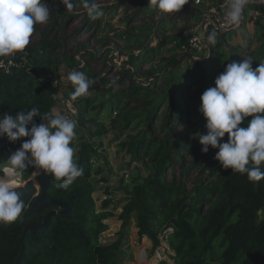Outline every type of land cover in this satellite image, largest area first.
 Masks as SVG:
<instances>
[{"label": "trees", "instance_id": "16d2710c", "mask_svg": "<svg viewBox=\"0 0 264 264\" xmlns=\"http://www.w3.org/2000/svg\"><path fill=\"white\" fill-rule=\"evenodd\" d=\"M213 2L218 6L225 0ZM58 13L64 14L61 10ZM130 20L128 17L126 22ZM100 24L93 21L86 31L96 26L97 32ZM137 29L144 31L130 27L118 35L134 39L142 46V38L133 35ZM255 30L258 38L264 40L261 18L255 21ZM213 31L217 33V42L210 45L211 52L201 60L196 59L201 53L189 46L191 33L174 38V47L165 52L161 48L165 42H161L155 47L147 46L136 56L131 54L128 61L132 68L113 79L96 73L93 66L85 63L79 71L94 81L88 94L73 100L71 82L64 92L76 109L77 120L82 125L90 124L92 136L102 137L106 133L100 115L108 106L122 129H138L121 146L131 153L132 161L141 160L151 172L128 189L122 219L125 230L134 221L140 238L151 240L153 254L161 248L160 233L173 228L167 237L173 263L161 259L158 264H264V179L250 181L247 174L224 169L214 158L218 149L209 145V151L202 152L203 146L196 137L197 132H207L206 121L198 111L202 92L214 86L215 77L228 63L244 57L254 60L253 68L264 63V51L255 50L241 57L236 48L229 46L234 32L222 31L212 24L207 33ZM50 36L51 33L45 35L41 48L28 45L13 55L0 57L4 65L0 68V116L36 107L40 116L33 120L40 124L42 116L54 115V80L59 67H79L82 62L61 41L54 38L51 42ZM127 47H131L130 42ZM166 54L170 58L155 63L157 57ZM96 57V53H91L93 64L98 59L108 60L107 56ZM183 60L189 61L185 69L181 68ZM146 66L150 67L145 73L148 81L152 79L138 82L137 73ZM127 82L125 88H118ZM90 112L92 116L88 117ZM27 139L13 142L6 135L0 136V161L4 149L16 148ZM223 139L227 140V134ZM70 146L74 148L72 142ZM99 146L94 141L79 145L74 160L83 168V175L67 189L58 187L61 181L47 173L51 179L48 198L69 203L71 210L53 216L47 228L26 234L24 254L18 264H122L121 240L106 243L102 237L110 228L108 220L113 214L107 210V201L98 209L94 196L93 164L99 156ZM175 167L180 169V175L172 171L170 176V169ZM260 167L264 171V163ZM194 169L199 170L201 177L193 180L189 190L186 181ZM31 172L28 168L24 179ZM54 208L34 211L31 206H24L15 221L0 223V264H17L24 226L31 220L41 223Z\"/></svg>", "mask_w": 264, "mask_h": 264}, {"label": "clouds", "instance_id": "9594fccd", "mask_svg": "<svg viewBox=\"0 0 264 264\" xmlns=\"http://www.w3.org/2000/svg\"><path fill=\"white\" fill-rule=\"evenodd\" d=\"M68 9L71 0H60ZM92 20L103 17L104 12L95 0H79ZM188 0H148V6L163 13L180 11ZM249 0H225V19L239 27L242 12ZM50 9L45 0H0V57L15 54L30 43L35 24L48 21ZM207 44L215 45L217 33L201 32ZM254 60L244 57L239 62L228 63L214 79V86L200 96L198 111L205 119L206 134L196 137L207 153L209 145L218 149L215 159L224 169L231 168L247 174L250 181L264 179L260 165L264 163V63L255 68ZM0 68L4 65L0 63ZM9 72V69H4ZM10 74V73H9ZM68 81L74 87L71 97L88 94L94 82L83 72L70 71ZM40 116L36 107L17 111L15 115L0 116V136L10 141L27 137L0 166V223H11L22 213L24 202L16 191L18 180L31 166L54 175L67 189L83 175V168L74 160L75 149L70 146L76 133L77 122L60 114L42 116L47 123L37 124L33 118ZM251 117V119H247ZM247 123L245 124V121ZM244 126H241V125ZM31 125V127H28ZM227 134V140H224ZM252 165L249 167V165Z\"/></svg>", "mask_w": 264, "mask_h": 264}, {"label": "rangeland", "instance_id": "374dc122", "mask_svg": "<svg viewBox=\"0 0 264 264\" xmlns=\"http://www.w3.org/2000/svg\"><path fill=\"white\" fill-rule=\"evenodd\" d=\"M45 2L50 9L49 19L44 24H35L29 46L41 48L44 44L45 35L51 33V42L54 41V38L61 41L65 48L75 52L76 57L82 62L79 67L66 65L59 67L58 78L54 80L56 86L54 115L60 114L76 120V135L72 141L75 151L84 141H94L100 144L98 147L99 156L93 164L92 181L96 188L94 196L98 209L103 208V201H107V210L113 214L108 220L110 228L104 232L102 237L106 243L121 240L122 246L119 257L122 258V264H158L161 259H167L168 262L173 263L172 251L165 249L167 247L152 253L151 240L147 237L140 238L134 221L129 224L126 230L124 227L125 221L122 219V211L129 196L128 189L134 182L147 177L151 172L142 164L141 160L132 161L131 153L127 148L121 146L125 141H130L131 136L136 134L138 129H133V126L122 129V125L117 120V115L115 112L111 113L108 106L100 115V122L105 127L106 133L102 137L92 136V133L89 132L90 124L86 122V125H82L77 120L76 109L73 103L64 96V92L70 82L67 79L68 73L73 70L79 71L85 63L93 66L96 73L113 79L126 69L132 68L128 61L131 54L136 56L147 46L155 47L161 42H165L161 47L164 52L174 47V38H182L184 35L200 31L205 23L206 15L214 6V2L213 0H188L187 6H183L180 11L163 13L150 8L148 0H95L104 12L103 17L96 20L89 18L87 10L83 8L79 0H71L74 5L72 9L66 8L60 0H45ZM58 10L64 14L58 13ZM55 16H57L56 20ZM128 17H131L132 20L126 22ZM248 20V17L244 19V21ZM93 21L101 22L100 30L96 32V26H93L90 31H86ZM245 26L244 23L243 27ZM130 27L144 30L142 33L137 29L133 33V35L142 38V46L134 43V39L129 40L124 35L123 37L118 35ZM255 31L254 26L249 33L250 37L246 40L241 35L240 28L232 30L231 32L234 33L229 41V46L236 48L241 57L255 50L262 53L264 40L259 39ZM64 34L67 35V39L64 38ZM126 40L130 42L132 48L127 47L128 42ZM208 52L206 49L196 59H203ZM91 53H96V58L107 56L108 60L98 59L96 64H93ZM162 58H170V55L157 57L155 63H158ZM188 63V60H183L181 68L185 69ZM149 68V66L143 67L142 71L137 73L138 82L148 81V76L145 73ZM151 79L152 77L149 78V81ZM127 85L128 82L125 86L118 88L123 89ZM87 116H92V113H88ZM186 158L190 160L191 157L187 156ZM36 170V168L32 170L30 177L24 179V183L29 179L36 178ZM172 171H177V174L180 175L178 167L170 169V176ZM198 177H201L199 170H192L190 178L186 181L189 190L193 187V180ZM146 255L147 257L144 258Z\"/></svg>", "mask_w": 264, "mask_h": 264}, {"label": "water", "instance_id": "95a60500", "mask_svg": "<svg viewBox=\"0 0 264 264\" xmlns=\"http://www.w3.org/2000/svg\"><path fill=\"white\" fill-rule=\"evenodd\" d=\"M208 46L210 53L211 46ZM44 123H47V121L42 118L40 120V124ZM20 146L21 144L16 148L10 147L8 149H4L0 161V166H3V164L7 162L8 157L12 153H14ZM29 168L34 170V167L30 166ZM35 175V179H29L25 183L23 174L18 180V183H20V185L16 186V191L20 194L21 199L24 202V206H31L34 211H40L49 206H54L56 208L49 211L41 223L31 220L24 226L21 238L22 249L20 256L17 260V264L24 254V241L26 234L32 231H38L47 228L53 216L67 214L71 210V205L69 203L64 202L58 198H48L47 193L51 185V179L46 172H44L42 169H37L35 171Z\"/></svg>", "mask_w": 264, "mask_h": 264}, {"label": "built area", "instance_id": "2783aa9c", "mask_svg": "<svg viewBox=\"0 0 264 264\" xmlns=\"http://www.w3.org/2000/svg\"><path fill=\"white\" fill-rule=\"evenodd\" d=\"M248 17L249 21L255 25V21L259 18L262 19V22L264 24V0H249L248 4L245 6V9L242 12V19L239 27L243 24L244 19ZM215 25L217 28H219L222 31H232L238 27H233L230 24H228L227 20L225 19V3L220 4L218 6L214 5L210 8L208 14L205 18L204 25L200 28V31L193 32L192 36L189 39V46L198 52H204L209 46L207 44L205 39L201 38V32L205 33V36H207L208 26L209 25ZM250 32L248 30H244V32L241 34L248 40L250 37ZM173 228H167L163 230L160 235V241H161V248L167 247L169 249L168 243H167V237L168 233L171 232ZM144 256V258H146Z\"/></svg>", "mask_w": 264, "mask_h": 264}, {"label": "crops", "instance_id": "0c3cea01", "mask_svg": "<svg viewBox=\"0 0 264 264\" xmlns=\"http://www.w3.org/2000/svg\"><path fill=\"white\" fill-rule=\"evenodd\" d=\"M225 3V2H224ZM246 24V26L245 27H243V24ZM243 24L240 26V27H238V28H240V31H241V34L244 32V30H248L249 32L251 31V30H253V28H254V24H252L249 20L248 21H244L243 22Z\"/></svg>", "mask_w": 264, "mask_h": 264}, {"label": "bare ground", "instance_id": "6f19581e", "mask_svg": "<svg viewBox=\"0 0 264 264\" xmlns=\"http://www.w3.org/2000/svg\"><path fill=\"white\" fill-rule=\"evenodd\" d=\"M18 185V184H17Z\"/></svg>", "mask_w": 264, "mask_h": 264}]
</instances>
